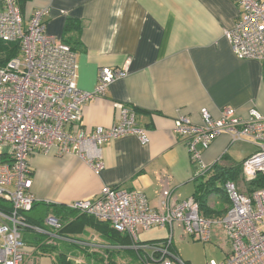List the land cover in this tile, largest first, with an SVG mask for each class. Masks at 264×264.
<instances>
[{
    "label": "built area",
    "instance_id": "2783aa9c",
    "mask_svg": "<svg viewBox=\"0 0 264 264\" xmlns=\"http://www.w3.org/2000/svg\"><path fill=\"white\" fill-rule=\"evenodd\" d=\"M233 1L236 19L224 36L238 58L259 62L264 85V0ZM0 3V40L17 43L19 48L0 67V198L11 205L9 212L0 210V264H53V259L42 263L33 258L45 255L39 245L51 248L61 243L85 252L130 249L141 264H185L172 250L174 240L209 241L214 226H221L229 249L222 260L211 259L207 264H264V187L243 194L230 180L224 183L228 207L218 219L202 215L194 196L177 200L169 176L163 178L154 205L141 189L112 185H103L92 198L67 205L77 214L107 222L127 236L128 245L99 241L93 234L80 237L64 232V223L54 214H47L43 225L28 222L24 214L35 203L30 191L32 155L74 152L98 174L103 167L102 144L130 134L145 144L148 136L136 125L134 112L121 105L115 124L84 128L83 107L104 96L112 82L126 76L127 68L100 67L93 89L78 88L76 52L46 32L48 8H37L23 20L17 0ZM199 113V123L178 116L172 124V133L196 167L193 177L207 175L213 163H206L202 153L222 134L228 136V145L249 141L255 147L242 160L244 181L264 174V114L250 107L242 116L229 106L220 108L215 117L206 108ZM153 227L166 229L167 236L140 241L139 234ZM25 230L42 236L38 246L23 239ZM65 260L82 262L70 253Z\"/></svg>",
    "mask_w": 264,
    "mask_h": 264
},
{
    "label": "crops",
    "instance_id": "0c3cea01",
    "mask_svg": "<svg viewBox=\"0 0 264 264\" xmlns=\"http://www.w3.org/2000/svg\"><path fill=\"white\" fill-rule=\"evenodd\" d=\"M41 7L48 8L46 32L76 52L78 88L93 89L100 67L127 68L126 76L112 82L104 96L83 107L84 128L115 124L121 105L134 112L136 125L148 136L145 144L132 134L102 144L98 174L74 152L32 155L30 191L35 203L24 215L42 225L56 207L71 210L69 203L96 196L103 185L141 189L154 205L163 178L169 176L177 200L193 196L196 167L172 133L174 118L186 116L199 123L201 108L215 117L224 106L242 116L250 107L264 114L259 62L238 58L224 36L236 19L233 0H27L20 8L23 20ZM228 141L226 134L218 136L203 151V160L230 164L255 151L249 141ZM79 215L74 211L69 217ZM73 228L80 232L63 231L120 244L107 228L100 232L78 221ZM22 236L35 242L25 231ZM61 244L33 260L49 263ZM64 244L69 249L60 248L59 255L79 250Z\"/></svg>",
    "mask_w": 264,
    "mask_h": 264
},
{
    "label": "rangeland",
    "instance_id": "374dc122",
    "mask_svg": "<svg viewBox=\"0 0 264 264\" xmlns=\"http://www.w3.org/2000/svg\"><path fill=\"white\" fill-rule=\"evenodd\" d=\"M220 165H227L221 163ZM212 171L207 173L205 178L210 176ZM204 178V179H205ZM232 181V180H230ZM238 187V190L243 194H248L249 190L246 188L247 184L240 176L237 180H233ZM208 206L212 209L220 212L218 215L214 214L213 217H208L212 219H218L222 217L228 207V199L224 194H213L208 200ZM222 212V213H221ZM100 222V221H99ZM103 223V222H101ZM110 226V225H109ZM221 226L219 230H221ZM216 226L212 229V236L209 241L196 240L192 238L183 239V240H174V252L178 255L180 259L185 262V264H207L209 260H222L225 257L226 250L229 249V245L226 242L225 237L222 238L220 231ZM222 231V230H221ZM167 236V230L160 227H153L148 231H144L139 234L140 241H150L156 239H163ZM60 248L69 249L65 247V244L62 243L59 246V249L56 250V254L53 255V262L57 264L58 258H56L57 251H60ZM77 248V247H75ZM71 255L74 257H79L82 262L80 264H141L140 260L135 252L130 249H121L119 251H110L102 252L96 248L92 252H85L74 248H70ZM65 258L64 255L62 259ZM65 260V259H64ZM70 262V261H65ZM72 263V262H70ZM61 264V263H59ZM74 264V263H73Z\"/></svg>",
    "mask_w": 264,
    "mask_h": 264
},
{
    "label": "trees",
    "instance_id": "16d2710c",
    "mask_svg": "<svg viewBox=\"0 0 264 264\" xmlns=\"http://www.w3.org/2000/svg\"><path fill=\"white\" fill-rule=\"evenodd\" d=\"M26 1L27 0H17L20 8H22L23 4ZM67 27H68V25H67ZM75 27L78 28V26H75ZM18 52H19V48H18L17 43H8V42H4V41L0 40V67L4 66L6 64V62L10 58H12L13 56L17 55ZM241 165H242V161H235V162H232V163L227 164V165H220V164L213 163L210 170L208 171V173L210 171H212V174L210 176H208L207 178H205L206 175L196 177V178H198V180L196 183V188H195L193 196H194L195 200L198 202L199 210H200L202 215H204L205 217L208 218V217H213L214 214L218 215L220 213V212H217L216 210L212 209L210 206H208L207 202L213 194H224V183L226 181H228V180L233 181V180L238 179V177L241 174ZM241 177H242V175H241ZM242 179H243V177H242ZM245 183L247 184L246 188L249 190V193L253 192L256 189L263 188L264 187V174L258 173L253 179H251ZM10 207H11V205L9 202L0 198V210H2L4 212H9L11 209ZM57 208H59V209H57ZM73 212L74 211L67 210L64 207H56V209H53L54 215L58 216L61 219V221L64 223L63 230L79 233L80 230H74V228H73L74 222L75 221L76 222L77 221L82 222V223L88 222V224L96 227L98 230H100V232H103L101 229H104V228L109 229L111 234L113 235V237L117 241H119L120 244H128L129 240H128L127 236H125V235L115 231L111 227H109V224L107 222L101 223V222L95 220L94 218H92L90 216L83 215V214H80L76 218L71 219V217H69V215L71 216V214ZM67 215L69 218H66L65 220H63L64 217ZM84 217H87L89 219H86ZM25 218L31 224L42 225L41 221H35L28 216H25ZM25 232L33 235V238L35 241L33 243H35L37 246L40 244V242L42 240V236H40L39 234L34 233L30 230H25ZM38 247L42 251L50 249V247H45L42 244L39 245ZM172 250H174V247ZM58 261L61 264H73L70 262H67V263L64 262L61 254L58 256Z\"/></svg>",
    "mask_w": 264,
    "mask_h": 264
}]
</instances>
